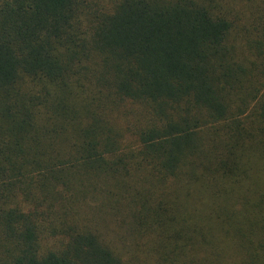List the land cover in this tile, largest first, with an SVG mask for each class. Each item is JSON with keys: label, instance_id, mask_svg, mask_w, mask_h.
<instances>
[{"label": "trees", "instance_id": "16d2710c", "mask_svg": "<svg viewBox=\"0 0 264 264\" xmlns=\"http://www.w3.org/2000/svg\"><path fill=\"white\" fill-rule=\"evenodd\" d=\"M0 264H264V0H0Z\"/></svg>", "mask_w": 264, "mask_h": 264}]
</instances>
